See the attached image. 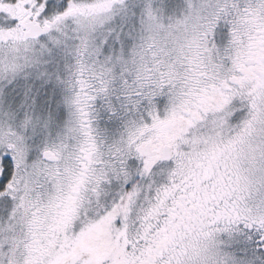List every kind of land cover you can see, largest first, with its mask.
<instances>
[{"label":"snow or ice","instance_id":"1","mask_svg":"<svg viewBox=\"0 0 264 264\" xmlns=\"http://www.w3.org/2000/svg\"><path fill=\"white\" fill-rule=\"evenodd\" d=\"M0 264H264V0H0Z\"/></svg>","mask_w":264,"mask_h":264}]
</instances>
